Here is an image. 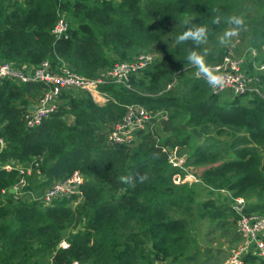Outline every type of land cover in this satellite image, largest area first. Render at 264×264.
<instances>
[{
    "label": "trees",
    "instance_id": "obj_1",
    "mask_svg": "<svg viewBox=\"0 0 264 264\" xmlns=\"http://www.w3.org/2000/svg\"><path fill=\"white\" fill-rule=\"evenodd\" d=\"M143 1L0 0V61L65 64L91 79L117 62L132 61L159 34L180 25L183 32L193 25L204 26L206 43H215V36L229 23L226 18L238 11L236 0ZM144 3L159 8L146 11ZM58 10L75 20L68 38L61 41L51 33ZM206 43L177 42L152 66L131 77L130 89L100 86L108 97L104 104L86 93L64 92L57 110L31 129L25 127L23 115L43 85L0 83V138L5 144L0 151V193L16 182L17 172L2 168L9 162L26 164L42 158L40 178L29 184L38 195L74 171L85 177L75 207L69 204L76 196L45 207L40 201L14 202L11 195L0 194V264L180 262L193 212L203 208L210 213L213 208L212 220L233 213L212 202L197 206L196 184L173 183L177 170L170 167L162 148L177 147L192 168L215 164L222 157L221 164L203 170L199 184L254 200L248 212L264 215V157L257 149L264 145V93L215 95L203 80L187 76L189 53L203 55L205 63L227 55L226 49H204ZM257 77L258 84H264V73ZM129 105L164 112L166 118L158 127L167 136L161 138L157 129L148 128L136 134L132 146H108L106 131ZM212 125L243 134L222 141L217 137H231V132L219 128L215 137L209 136ZM192 128L205 135L202 144L189 131Z\"/></svg>",
    "mask_w": 264,
    "mask_h": 264
},
{
    "label": "built area",
    "instance_id": "obj_2",
    "mask_svg": "<svg viewBox=\"0 0 264 264\" xmlns=\"http://www.w3.org/2000/svg\"><path fill=\"white\" fill-rule=\"evenodd\" d=\"M64 1V0H58ZM72 28V18L64 11L58 10L57 20L51 31L55 41L68 38V32ZM156 57L152 54H138L132 61H120L110 69L101 71L95 78H85L77 74L72 68L61 64L52 67L48 61L38 66H27L9 61H0V83L11 80L19 83H39L44 89L35 102L28 106L23 115L26 128L31 129L39 126L43 119L57 110L60 103V96L64 92H71L73 95L79 93L89 94L98 104H104L108 97L99 91V87L106 84H115L130 89V78L140 75L146 68L152 66ZM246 64L245 55L234 57L225 55L215 63H205L209 70L217 76L222 77V83L217 86L211 85L208 80L198 71L197 67L191 64L192 76L203 80L209 87L212 94L240 96L246 93H257L262 96L259 90L258 77H250L244 70ZM257 71L264 73V60L257 66ZM196 70V71H195ZM174 84L168 86V89ZM264 98V96H262ZM164 112L153 113L141 105H129L125 107L122 118L113 124L105 134V142L108 146H132L136 141V134L151 128L152 122L165 119ZM5 146L0 138V151ZM167 154V160L171 168L177 173L173 176V183L176 185H188L198 183V177L191 173L193 169L188 165V156L181 154L177 147L162 148ZM42 162L41 157L34 158L26 164L9 162L2 165L7 171H16V182L1 191V196L11 195L14 202L19 201H40L49 207L54 201L63 199L79 200L82 196L81 187L85 177L74 171L63 180L53 182L41 194H36L29 189V179L36 175L40 178L38 168ZM183 173V175H182ZM228 194V193H227ZM229 197V209L233 213L235 235L240 240V245L232 251L227 259L220 264H264V216L256 212H248V204L242 197ZM63 247L66 243L62 242ZM247 259L252 260V262ZM73 264H79L74 262Z\"/></svg>",
    "mask_w": 264,
    "mask_h": 264
},
{
    "label": "rangeland",
    "instance_id": "obj_3",
    "mask_svg": "<svg viewBox=\"0 0 264 264\" xmlns=\"http://www.w3.org/2000/svg\"><path fill=\"white\" fill-rule=\"evenodd\" d=\"M144 0L143 2H145ZM158 2V0H156ZM238 11H234L236 14L233 16L239 17L243 20V25L237 27L232 24L230 20H228V24L225 28L220 31L215 36V43H206L204 44V49L209 50L211 48H216L218 50L226 49L228 55H232L234 57H239L245 55L246 64L244 66V70L250 77H256L260 73L253 66H257L264 60V0H236ZM151 9L147 8L148 6H152ZM145 6L146 11L155 12L158 10L159 6H156L155 3L148 5L143 4ZM236 8V7H235ZM190 18L192 15H185ZM226 14H222L224 18ZM231 16L227 17L229 19ZM148 21H151L149 19ZM75 20L72 18V23ZM235 29L236 34L225 37L226 43L221 44L220 38L225 35L227 32H231ZM183 33V25L174 28L171 32H165L159 34L158 39L149 47L141 50L140 54H153L156 59L162 58L165 52H168L178 42V36ZM140 52V50L138 51ZM209 63V62H207ZM196 71V70H195ZM192 75L193 72L190 71L187 73V76ZM260 84V83H259ZM261 93H264V84L258 86ZM174 90V88H172ZM247 99L246 97H244ZM162 119L156 120L151 124V129L156 130L159 133L161 138H165L167 135L159 131V125L162 122ZM219 128H224L227 131L231 132V137H217L222 141H230L232 138L242 135V130L234 129L231 127H224L221 125H212L209 130V136L215 137V132ZM193 135L196 136L197 142L202 144L206 137L202 133L198 131L197 128H192L189 130ZM260 154L264 157V145L258 146ZM224 160L222 157H219L218 162L215 164H205L201 166H193L191 173L196 177H200L203 170L208 169L210 167H215L221 164ZM36 175H33L29 179V184L33 181ZM195 202L197 206L201 207V204L205 202H212L215 207H221L223 210H226L229 207V197L227 192L219 191L211 186H205L204 184L195 183ZM48 188V187H47ZM46 188V189H47ZM38 194L37 192H35ZM5 196H2V198ZM79 200H72L69 204L71 207H75L79 202ZM247 204H254V200H246ZM213 208H210V213H207L203 208H198L196 212H193L190 216L192 219V223H188L190 228H187L185 239L186 243L183 245L185 248V255L180 260V262H172L173 264H220L222 261L227 259L229 255L232 253L234 249H236L240 245V240L235 235L234 228V217L227 216V214H221V217H215L213 220L211 219V213ZM257 213V212H256ZM215 214V213H214ZM264 216V215H263ZM80 228V227H78ZM77 230H73L72 232H77ZM71 232V231H70ZM68 232H66V235ZM148 249V248H147ZM249 263L248 261H246ZM169 261L160 263V264H172Z\"/></svg>",
    "mask_w": 264,
    "mask_h": 264
},
{
    "label": "clouds",
    "instance_id": "obj_4",
    "mask_svg": "<svg viewBox=\"0 0 264 264\" xmlns=\"http://www.w3.org/2000/svg\"><path fill=\"white\" fill-rule=\"evenodd\" d=\"M230 22L237 27L243 25V20L239 17L232 16L229 18ZM235 29L231 32L225 33L223 37L220 38V43L225 44L227 41L225 37H229L235 35ZM178 42H184L189 39L197 42V43H206L207 42V30L204 26H195L188 27L186 31H184L181 35L178 36ZM187 59L191 64L197 67L198 71L208 80V82L213 85L217 86L222 83V77L214 75L209 68L205 65L204 56L198 54L197 52L193 51L188 54Z\"/></svg>",
    "mask_w": 264,
    "mask_h": 264
}]
</instances>
